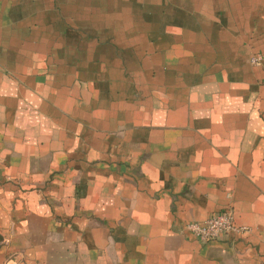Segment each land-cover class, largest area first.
I'll use <instances>...</instances> for the list:
<instances>
[{"label": "crops", "instance_id": "0c3cea01", "mask_svg": "<svg viewBox=\"0 0 264 264\" xmlns=\"http://www.w3.org/2000/svg\"><path fill=\"white\" fill-rule=\"evenodd\" d=\"M0 264H264V0H0Z\"/></svg>", "mask_w": 264, "mask_h": 264}, {"label": "built area", "instance_id": "2783aa9c", "mask_svg": "<svg viewBox=\"0 0 264 264\" xmlns=\"http://www.w3.org/2000/svg\"><path fill=\"white\" fill-rule=\"evenodd\" d=\"M261 61V56L251 59L252 64L255 65H258ZM187 230L204 243L213 242L228 235L245 234L249 231L247 227L236 223L231 210L213 215L202 223L191 222L187 225Z\"/></svg>", "mask_w": 264, "mask_h": 264}]
</instances>
